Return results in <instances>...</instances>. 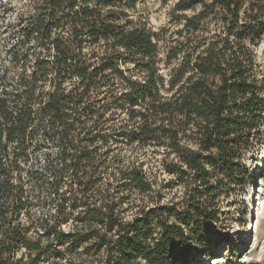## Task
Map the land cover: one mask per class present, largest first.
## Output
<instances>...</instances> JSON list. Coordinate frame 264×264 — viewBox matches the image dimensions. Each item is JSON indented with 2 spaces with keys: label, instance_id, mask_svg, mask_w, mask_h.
Here are the masks:
<instances>
[{
  "label": "trees",
  "instance_id": "obj_1",
  "mask_svg": "<svg viewBox=\"0 0 264 264\" xmlns=\"http://www.w3.org/2000/svg\"><path fill=\"white\" fill-rule=\"evenodd\" d=\"M139 1L22 18L0 65V264H188L221 240V198L264 131V0H175L173 31ZM160 175L180 197L126 217L163 196Z\"/></svg>",
  "mask_w": 264,
  "mask_h": 264
},
{
  "label": "rangeland",
  "instance_id": "obj_2",
  "mask_svg": "<svg viewBox=\"0 0 264 264\" xmlns=\"http://www.w3.org/2000/svg\"><path fill=\"white\" fill-rule=\"evenodd\" d=\"M38 1L0 0L1 66L8 65L10 50L19 37L16 31L24 24L22 18L33 11ZM174 2L175 0H140L136 5L135 14L147 20L154 29L169 25L170 31H173L175 26L168 24V21ZM254 49L259 68L264 70V37ZM242 163L246 170L242 183L232 185L221 198V215L216 228L221 240L212 246L207 254L195 256L188 264H264V131L259 142L247 150ZM163 177L166 178L165 175H160L157 179V189L163 196L158 197L156 194L143 200L137 199V202L128 206L126 217H131L139 206L168 203L180 197V187L167 191L159 188ZM42 210L39 205L34 204L31 214L38 216ZM71 227L70 223H63L61 228L67 231ZM101 255H85L82 258L86 259V263L94 260L92 263L95 264Z\"/></svg>",
  "mask_w": 264,
  "mask_h": 264
},
{
  "label": "bare ground",
  "instance_id": "obj_3",
  "mask_svg": "<svg viewBox=\"0 0 264 264\" xmlns=\"http://www.w3.org/2000/svg\"><path fill=\"white\" fill-rule=\"evenodd\" d=\"M251 198H252V196H251Z\"/></svg>",
  "mask_w": 264,
  "mask_h": 264
}]
</instances>
